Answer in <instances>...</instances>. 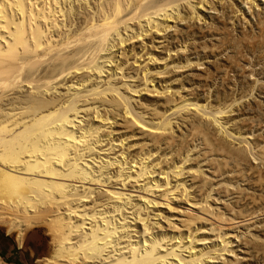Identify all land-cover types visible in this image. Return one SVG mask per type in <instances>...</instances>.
Wrapping results in <instances>:
<instances>
[{
  "label": "bare ground",
  "instance_id": "bare-ground-1",
  "mask_svg": "<svg viewBox=\"0 0 264 264\" xmlns=\"http://www.w3.org/2000/svg\"><path fill=\"white\" fill-rule=\"evenodd\" d=\"M227 23L264 62V0H0V224L19 248L45 225L54 264L264 263V146L240 106L264 74L213 95L239 61L198 54Z\"/></svg>",
  "mask_w": 264,
  "mask_h": 264
},
{
  "label": "rangeland",
  "instance_id": "rangeland-1",
  "mask_svg": "<svg viewBox=\"0 0 264 264\" xmlns=\"http://www.w3.org/2000/svg\"><path fill=\"white\" fill-rule=\"evenodd\" d=\"M199 27L200 26L198 25V28ZM226 27L224 28L225 29L224 31H227V33H226L225 36L223 35L225 32L222 34V37L220 38V41L219 40H217L216 42L215 41H208V42L204 43V44H207V49L208 50H204V52L202 51V52H199L198 54H199L200 57L202 56V58H203L205 55L207 56V55H210V54H213L214 52H216V51L213 50L212 51L213 53H212L210 51V49H209L210 46H212L214 44L221 45V43H223V44L224 43H227L226 45L224 44L225 47H227V51L222 56L223 57L227 56L226 59L229 62H230V60L231 61H233V60L235 61V59L237 58V60L239 61V65L237 63L238 61H236V63H237L236 65H237V67L238 66L239 67H238V69H237L236 66L234 67L235 68L234 73H229V76L227 77V79L225 80V82H222L221 79L219 78L220 75H217L218 74L217 72H216V74H214L213 73L214 70H213V72H212L214 74L213 75V80H212V84L213 85L211 84V82L209 83V84L212 85L210 87V89H209V92H210V94H213L214 95L215 94L214 92L216 90L217 91H223V90L225 91L226 90V92L228 93V96L230 97V95H234V93H235V95H237L238 93H242V94L247 93L246 91L249 90L248 89L249 87H247L248 84L254 78H256V76H254V75L252 76V75H249L248 74V72L251 71V67L253 68V65L254 64L259 63L258 65H255L254 70L256 71L257 74H258V71L260 72L262 70L261 71L262 72L261 73L262 75H260V77H263V74H264L263 73L264 72V62H262L261 60H260L261 61L260 62L257 59L251 58V57H249L250 55H247L246 57L241 58L242 61H240L238 59V57H239V52L238 51L241 49V47H240L241 45L239 44L240 42L238 41V39H237V37L235 35V34H237V32H233V30L231 29V27H230V25L228 23L226 24ZM179 28H181V27H179ZM229 29L232 30V31H230V34H228L229 33L228 32ZM247 29H249V25H247ZM226 36H228V37H226ZM228 39H230V40H228ZM228 44H230V45H228ZM191 45L189 47H191V48H195L196 47L194 49L196 51H197V47H198L197 45H199L200 48H203V45H201V44H197V45L194 44L192 46ZM224 45H223V47H224ZM215 46H217V45H215ZM228 46H230V47H228ZM234 48H237V49H234ZM241 51H242V49L240 50V52ZM194 52L195 51H193L192 53H194ZM230 56L232 58L233 57L234 58L231 59ZM249 58H251L252 60L249 59ZM212 60L213 59H209L208 60V63H211V65H212V66L210 65L211 71L216 66H219L220 64H223L224 63V62L221 63V61L220 62H212ZM248 62H249V64L251 66L248 64ZM220 66L222 67V65H220ZM242 66L245 67V68H243ZM249 66H250V68H249ZM204 67L205 66H202V67L197 68V69H203ZM221 67H219V68H221ZM208 68H209V66H208ZM241 68L242 69H245V72L246 73L245 72L242 73V71H241L242 69ZM185 70L186 71L183 74V76L184 75L185 76L187 75L188 77H191L192 75H195V74L197 75L198 73H200V72L194 71V69H185ZM198 71H201V70H198ZM235 75H238V77H236ZM248 75H249V77H248ZM239 76H240V80L242 81V84L243 85H241V83L238 85V82H236V79L239 78ZM263 80L264 79H261L260 82H264ZM260 82H259V84H260ZM187 83L188 84H186V88L187 89H191V88L194 89L193 93L195 95L196 94H200L201 97H203V96H204V98L207 97V95L205 96V94H206L205 90H207V87L209 88V84L205 88H202V89L198 88L197 89V87H195L196 84H193L192 85L193 81H190V82L187 81ZM226 86H230V87L228 88ZM242 86H244V87H242ZM224 88H227V89H224ZM199 90H201V91H199ZM242 90H245V91H242ZM203 92H205L204 95L201 94ZM254 96L255 95H254V92H253L252 97H254ZM249 98H247V99L245 98L246 100L243 99V102L244 103L242 102L241 103L242 105H240L241 107L246 106L245 107L246 110H244V111L248 114L246 116L249 117L248 118L249 120L246 121L249 124V126L251 127V129L248 130L249 131L248 134L250 133V135H248L249 136V140L252 141L251 139H254L252 141V143H258L260 146H264V102L261 100L262 102H260L261 103V105H260L259 104V101L260 100L258 101V99H256V102L257 103H253V102H255L254 99L252 98L253 99L252 100L250 98L251 99L250 100ZM213 99H214V97H212V99H210V101L213 100ZM210 103L211 104H216V102H214V101H211ZM247 103L250 106L247 105ZM255 105H257V107L258 106L259 107L257 108ZM237 114L235 113L234 116H233V117H235L234 118L235 119L234 121L237 120V122L240 123V122H242L241 120L243 119V117H239ZM240 125H243V124L240 123ZM260 141H263V142H260ZM255 150L256 149H254V151ZM252 159L253 158L250 157V160H251L250 161L251 162V164H250L251 166L250 167L252 169H257V170L261 171V178L260 179H262V183H260V184L264 187V166H263L264 165V160H262L263 161L262 162V161H259V160L254 161ZM262 192H263L262 195H264V190H262ZM256 209H257L258 216H257V219H255V220H258V221L264 220V203H262V202L259 201L258 204H257ZM201 216H203L205 219H209L207 221H211L212 220L211 222L207 223L208 225L206 223H203L204 224V227L206 226L207 228H209L210 223L213 224L214 222H215L214 225H216V226L219 225L210 216H204V215H201ZM30 228L27 229L23 233V235H22V242L23 243H21V246H20L21 248H19L17 242L15 241V234H16L17 231L13 229L14 231L11 230V233L9 231V233H10L9 234L8 233V226H4V225H1L0 226V264H43V263L44 264H47L48 262L51 261V259L48 260V258H51V255H52V253H53V251L55 249V244H54V242L52 240V236L49 234V230H48L47 226L40 225V226H36L34 228L33 227H30ZM6 231H7V234H9V235H6ZM49 254H50V256H48ZM44 259H46V260H44ZM42 260H44V261H42ZM45 261H47V263ZM51 262H53V261H51ZM51 262L49 264H54V263H51Z\"/></svg>",
  "mask_w": 264,
  "mask_h": 264
}]
</instances>
